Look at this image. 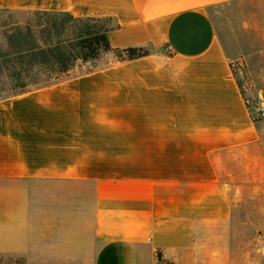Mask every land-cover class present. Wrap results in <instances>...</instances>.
<instances>
[{"label":"crops","instance_id":"crops-1","mask_svg":"<svg viewBox=\"0 0 264 264\" xmlns=\"http://www.w3.org/2000/svg\"><path fill=\"white\" fill-rule=\"evenodd\" d=\"M240 5L264 14V0H0L112 18L114 49L148 51L0 95V258L233 264L246 191L264 242V123L216 21ZM263 259L254 247L248 264Z\"/></svg>","mask_w":264,"mask_h":264},{"label":"trees","instance_id":"trees-1","mask_svg":"<svg viewBox=\"0 0 264 264\" xmlns=\"http://www.w3.org/2000/svg\"><path fill=\"white\" fill-rule=\"evenodd\" d=\"M0 12L17 19L3 26L0 46V85L4 77L17 93L55 85L86 67L92 72L110 53L118 61L148 54L143 48L114 49L110 34L117 26L112 18L34 11L26 12L22 22L19 13L7 9Z\"/></svg>","mask_w":264,"mask_h":264},{"label":"rangeland","instance_id":"rangeland-1","mask_svg":"<svg viewBox=\"0 0 264 264\" xmlns=\"http://www.w3.org/2000/svg\"><path fill=\"white\" fill-rule=\"evenodd\" d=\"M231 10L233 14L217 16V26L232 61L234 75L249 107L255 111L258 106H264V14H249L253 8L245 5L235 6ZM19 14V20L25 21V13ZM16 20L13 16L0 12V46L3 43V26ZM109 59L110 57L104 56L97 63L98 67ZM88 68L77 71L72 77L86 73ZM1 80L3 84L0 85V95L10 93L12 89L6 78L3 77ZM256 121L264 123V118ZM244 193L246 199L239 208H236L234 214L233 264L238 262L244 264L245 258L248 264L254 247L259 249L264 247V242L257 238L260 231L254 213L253 192ZM20 263L21 260L17 258H0V264Z\"/></svg>","mask_w":264,"mask_h":264},{"label":"built area","instance_id":"built-area-1","mask_svg":"<svg viewBox=\"0 0 264 264\" xmlns=\"http://www.w3.org/2000/svg\"><path fill=\"white\" fill-rule=\"evenodd\" d=\"M252 113L255 120H260L264 118V106H258L255 111H252Z\"/></svg>","mask_w":264,"mask_h":264}]
</instances>
